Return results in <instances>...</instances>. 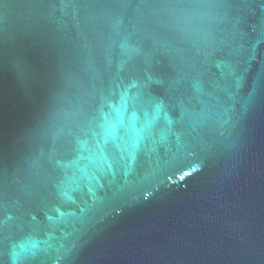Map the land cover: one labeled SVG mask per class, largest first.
<instances>
[{
  "label": "water",
  "instance_id": "obj_1",
  "mask_svg": "<svg viewBox=\"0 0 264 264\" xmlns=\"http://www.w3.org/2000/svg\"><path fill=\"white\" fill-rule=\"evenodd\" d=\"M0 264H264V0H0Z\"/></svg>",
  "mask_w": 264,
  "mask_h": 264
},
{
  "label": "snow or ice",
  "instance_id": "obj_2",
  "mask_svg": "<svg viewBox=\"0 0 264 264\" xmlns=\"http://www.w3.org/2000/svg\"><path fill=\"white\" fill-rule=\"evenodd\" d=\"M132 99H135V97L132 98ZM127 103H128V100H123V101H122V108L125 107V106L127 105ZM155 108H156V110H157V112H158V111L162 108V104H161V103H157V104L155 105ZM134 118H135V117H134ZM134 118H133V119H134ZM120 123L123 124V120H122V119L120 120ZM133 127H134V124H133ZM111 131H112L113 133L115 132V126H113V127L111 128ZM148 195H149V194H146V195H145V199L148 198Z\"/></svg>",
  "mask_w": 264,
  "mask_h": 264
}]
</instances>
